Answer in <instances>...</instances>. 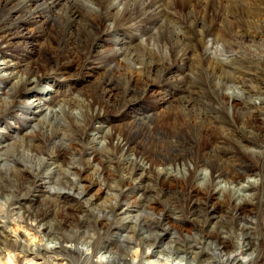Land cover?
<instances>
[{
	"label": "bare ground",
	"instance_id": "bare-ground-1",
	"mask_svg": "<svg viewBox=\"0 0 264 264\" xmlns=\"http://www.w3.org/2000/svg\"><path fill=\"white\" fill-rule=\"evenodd\" d=\"M92 1L97 5L95 21L87 19L83 7L75 0L56 16L51 10L60 5L61 0H0V94L7 89V98L0 104V116L11 115L12 118V122L0 125V150L3 151L0 168L9 159L12 161V167L4 175L0 173V197L5 193L3 198L9 216L16 215L27 231L39 237L32 245L25 234L16 236L7 230L10 218L0 215V262L4 259L8 263L7 255L18 251L22 254L21 259L16 258L18 264L33 260H43L42 264H231V261L252 264L264 254V249L258 247L259 242L246 254L250 248L241 242V235L236 237L235 231H228L219 236V227H210L209 220L215 218L214 211L220 205H229L226 214L241 221L237 226L239 231H244L250 240L252 235L257 241L263 237L259 233L264 228L254 221L256 226H246L243 219L251 211L264 214V81L254 90L245 89L247 84H243L245 78L249 81L257 76L254 62L249 66L241 59L235 64L231 58L235 54L228 55L221 49L225 40L217 38L218 30L214 27L224 26L226 20L222 17L214 27L195 19L189 35L172 23L166 24L170 15L178 11H186V20L190 21L189 7L186 8L182 0ZM193 1L198 6L206 4V0ZM136 10L153 16L151 23L134 29L139 16L133 13ZM42 18L47 29L52 27L61 32L54 51L31 59L14 53L15 46L31 44L28 40L34 28L29 30V27ZM98 23L108 24L107 32L114 34L112 36L120 35L122 27L134 31L141 47L138 49L130 42L118 40L111 57L139 66L138 71L144 74H156L161 84L167 76L177 72L170 61L176 56V43L186 40L206 43L205 71L212 79L237 75L236 82L241 84L245 98L241 99L240 93L234 92L225 93L226 98L220 100L219 88L207 81V77H191L192 83L182 88L187 96L184 108L196 109V114L186 115L184 127L177 126L173 119L172 123L167 122V133L160 137L155 130L158 116L147 114L137 120L138 126L153 132L150 144L154 145V150L160 147L158 152L141 149V141L136 137L104 131L102 125L108 119L104 110H99L93 102L85 104L68 96L46 98L48 94L44 96L36 91L42 82L49 80V71L62 74L61 61L69 55L65 38L67 33L71 35V28L80 27L75 38L78 43L70 52L73 57L81 52H92L101 38L100 32H96ZM238 39L256 42L258 38L247 34ZM151 41L158 47L169 45L170 51L158 52L157 61L147 60V55L157 53ZM115 73L124 79L118 68ZM233 78L231 80H235ZM67 79L63 77L62 84ZM130 82L119 84L110 79L102 86L101 93L108 100L117 97L112 102L116 101L124 117L145 95L142 91L133 96ZM171 84L174 83L171 81ZM31 92L33 97L27 100ZM234 100H240L249 110L245 118L236 116L232 106L227 108ZM45 109L48 111L44 116L34 119L35 113L41 115ZM75 109L82 110L80 118L70 116ZM62 113L67 119L61 118ZM33 121L36 128L29 130ZM16 124L29 131L25 130L20 136ZM210 128H219V135L206 136ZM34 129L41 131L40 137H34L35 143L33 139H25ZM202 135L208 138L205 142L201 141ZM59 141L67 146L55 148ZM226 147H231L241 161L244 157L259 160L263 168L258 170L237 160L239 164L225 170L224 161L231 153ZM11 153L20 159L10 156ZM96 159L108 165L107 173L101 165H91ZM201 168L207 169L206 178L200 177ZM249 176H257L258 182L241 186L240 193L218 185L220 182L238 185ZM94 186L97 189L91 193ZM185 202L189 216L183 210ZM186 224L192 235L182 229ZM233 236L237 241L233 242ZM219 240L233 244L236 253L244 248V254H219ZM3 252L7 254L2 257Z\"/></svg>",
	"mask_w": 264,
	"mask_h": 264
},
{
	"label": "rangeland",
	"instance_id": "rangeland-1",
	"mask_svg": "<svg viewBox=\"0 0 264 264\" xmlns=\"http://www.w3.org/2000/svg\"><path fill=\"white\" fill-rule=\"evenodd\" d=\"M71 1L73 0H61L60 5H58L54 10H51V14L56 16L57 13H60L61 11H63L65 5H67ZM75 1H77L80 4V6L83 7V13L84 15H87L88 18L86 16L85 17L87 19H90V21H95L96 19L95 16L97 15L95 10H97V5H95V3L92 0H75ZM219 1L220 2L216 3V1H213V0H209V1L206 0L204 1V3H206L205 5L202 4L201 6H198L197 2L193 0H182V3L186 4V8L189 7L188 12L190 13V16H191L189 19L190 21L186 20V17H185L186 11H182V12L178 11L176 14L170 15L169 20H167V22L169 21L170 23L166 22V24L172 23L175 26L179 27L180 30L181 29L182 31L184 30L186 35H189L191 34V29H192L191 23L194 22L195 19H198V20L200 19L202 20V22L214 27L215 23L219 22L220 17L224 18L226 21L223 22L222 24V26L224 25L223 27H219V26L214 27L216 28L215 30H218V32L216 33L217 38L218 39L220 38V40L222 41L225 40L223 42L225 44L223 45L222 43L223 46H221L222 48L221 47L220 48L224 49V53L227 52L228 55H231V54L236 55V56L234 55V57L232 55L231 57L232 61L235 64L239 63V60L241 61V59L244 60L243 62L248 64L249 66L250 64L254 62L253 64L254 68L255 67L257 68V70L255 71V74L257 76L254 77L255 78L254 80L248 81L247 78L243 80L245 81L243 82V84L244 85L247 84V87H245V89L254 90L256 89V87L260 86L261 83L264 81V0H219ZM142 11L143 10H139V11L136 10L135 12H133L134 14L139 15L135 25L133 26L134 29L144 28L142 26L148 23H151V19L153 20V16H151L149 13L146 14L145 16L141 14ZM43 20L44 19L42 18L39 20L37 24H33L32 26L29 27V30L34 28V31H32V35L28 40L29 42H31V44H29V46L27 45V47L25 45L15 46L14 53H17L18 55H22L23 58L27 57L28 59H31V58H35L36 55L37 56L40 54L44 55L47 53L51 54L54 51L56 44L60 41V38L62 37L61 32L59 31V29L55 30L54 28L50 26H49L50 28L47 29L48 26L45 25ZM125 20L129 21L128 19H125ZM109 29L110 28L108 24L98 23L96 32H100L99 34H101V38L97 40V44H96L97 46L96 45L94 46V49L92 50L91 53L81 52L79 54H75L73 57H70L71 50L73 49L74 45L78 43L75 38L79 34L78 31H80V27H78L77 25H74L71 28V35L70 33H67L66 38H65V41L67 42V47L65 50L68 51L69 55L64 57L61 61L62 65L60 67V70L62 71V74H60V72H57V71L55 72L49 71L51 72L49 73V77H48L49 80L42 82L41 87L37 88L36 91L37 90L41 91L44 96L45 94H48L46 98L53 96L56 99L61 96H68L69 99H78V100H81V102L85 104L93 102L95 105H97V107H99V110L101 109L104 110L105 118L108 119V122L105 125H102L104 131L109 130L113 132H118V133L125 135L127 138L128 136L129 138L136 137L139 142L141 141L139 147H141V149L147 148L148 150L149 149L154 150V145L150 144L152 142L150 135L151 134L153 135V132L152 131L148 132L147 130H145L143 126H138L137 120L140 117L147 115V114L158 116L159 119L156 122L157 124H156L155 130H156V133L160 137H163V135L167 133V130H168L167 122L172 123L173 119H176V124H178L177 126L184 127V121L186 120L185 119L186 115L193 117L196 114V109L195 110L192 109L188 111L187 109L185 110L184 108L186 106L187 96L183 94L182 88L187 84H191L192 78H197L201 76L204 78L207 77L208 78L207 81L211 82V84H214L219 88V91H220L219 99L220 100H223V98H226L224 96L225 93H228L230 95L234 92L240 93L238 96L241 97V99H244L246 96L245 94L241 93L242 91V87L240 86L241 84L240 83L238 84V82H236L237 79L235 78L237 77V75H233V76L228 75L229 77L224 76L222 77L223 79L221 77L217 79H212L210 75H208V73L205 71L206 65L203 59L205 48L207 46L206 43H199L198 41L193 42L192 40H186L180 43H176L175 44L177 48V51L175 53L176 56H173L174 58L173 57L170 58V61L173 65H175V70H177V72L171 74L170 76H167L164 82L161 84L157 80L158 77L156 76V74L154 73L144 74L140 72L141 70L138 71L137 67L139 66L131 65L129 63L127 64L123 62L120 58L111 57V54L116 49V44L118 40L121 41L122 43L130 42V44H132L135 48H138V49L141 46H140L139 40L135 39L134 37V33H135L134 31H131L130 29L128 30L126 27H122V29H120L121 32L119 31L120 35L112 36L114 34H110L107 32ZM247 34L252 35V36L256 35L258 39L256 40V42L242 41L241 39H238L240 35H247ZM151 42L153 46H156L157 43L155 41L154 42L151 41ZM122 45H127V44H122ZM217 45L219 49V42ZM159 47L156 46V51H157V53L155 52L156 55L152 53L151 56L145 55L146 56L145 58L149 61L151 60L157 61L159 59L157 57L162 51L164 50H166L167 52L170 51L169 45H166L164 47H161L160 45ZM212 50H213V47H211L210 51ZM24 51H28V52H24ZM140 54L141 53H139V55ZM140 56H144V55L141 54ZM242 65L245 66L243 63ZM117 68L119 69V72L124 75L123 80L121 79L122 77L118 78L117 73H115V70ZM61 75L64 78L65 77L68 78L67 80H65V83L63 84H62L63 77ZM177 75H179V77H177ZM232 78L235 80H231ZM110 79L113 82H117L119 84H123L124 81L128 82L129 80H131L130 84L134 91L132 92L133 96L135 95V93H138L136 95H139L142 91H145L146 96L144 95V97L139 100V102L135 105L134 108L130 110V113H128L126 117L122 116V114L120 113L119 107L116 105L117 104L116 101L115 103L112 102L116 100L117 97L114 99L112 98L108 100L104 96V94L101 93L102 86H104L103 82L104 81L106 82ZM171 81L172 83L177 85L178 88L174 87L173 86L174 84L172 85ZM179 86L181 87V89ZM0 89L2 88L0 87ZM3 92H4L3 94H0V104L5 101V98H7V93H6L7 89L4 88ZM32 97H33V92L28 94L27 100H30ZM226 106L228 109L232 106L233 113L236 116H239L241 118H245L249 111L244 104H241L240 100H234L232 101V103L230 102V104ZM47 111L48 110L45 109L41 113V115L35 113L33 115L34 119H40L42 116H44V114L47 113ZM71 111L72 112L69 113L71 117L80 118L82 115V110L75 109ZM0 117L2 118L0 125H5L4 123L12 122L10 120L12 119L11 115H4ZM61 118L64 120L67 119L64 113L61 114ZM35 123L36 121L31 122L32 125L30 124L29 130L36 128L34 127ZM16 126L18 127V130L20 129L19 130V132L21 133L20 136H22V134L28 130V129L27 130L21 129L20 124H16ZM94 126L98 127V124H94ZM32 133L33 134H31L30 136L28 137L26 136L27 138L25 139H27V141L33 139L32 142L35 143L37 140H35L34 137L35 136L40 137L41 131L39 132L37 129H34ZM207 135H219V128H210L206 136ZM206 136L202 135L201 141L205 142L208 139L206 138ZM200 144L202 145V142ZM65 145L67 146V143L63 141H59L58 143H56L55 148L61 149L63 147L62 149H64ZM212 145L213 144H210V147H212ZM225 149H227L228 153L231 152L230 157L226 159L227 161H224L226 162L224 163V166H223L225 170L230 169L232 165L234 166L235 164H239L241 162H243L244 165L250 166L252 168L254 167L258 170L263 168L259 160L257 161V160H252L248 157H244L245 159L241 161V158L235 155L231 147H226ZM156 150L154 151L158 152V150H160V147L159 148L157 147ZM156 152H154L155 155H156ZM0 154H3L2 150H0ZM9 155L14 157L17 160L20 159L15 154L11 153ZM237 160L239 161V163H237L238 162ZM65 161L67 162V159H65ZM95 164L101 165L104 172L107 173L108 165L101 164V162L98 161V159H96L94 163H91L92 166H94ZM11 167H12V161L11 159H9L8 163H4L3 165H1L0 173L4 175L5 172H7L8 169H10ZM203 169L204 168H201L202 171L201 170L199 171L200 177L206 178V175H208L207 174L208 171L207 169H204L203 171ZM87 178H90V177H87ZM258 179L259 178L257 176H249L246 181H241L239 182L238 185L227 184L225 182H220L218 185L220 188L229 187L231 189L232 188L237 189L238 193H240L241 186L242 187L246 186L248 183H256L258 182ZM96 189L97 188L94 186L91 189V193H94ZM227 194L231 196L230 193H227ZM3 195H1L0 197V213H1L0 215L8 219L10 218L9 223L7 224V227H8L7 230L10 232L12 231V233L15 234L16 236L25 234L27 236V239L32 242V245L36 244L39 240V237L37 236L35 237V234L32 231H27L26 227H24V225H21L18 222L20 220L17 218L16 215L9 216L10 214L7 212L8 208H7V204H5V201H4L5 198H3L4 197ZM186 203L187 202L183 203L184 205L183 210L185 209L186 210V211L184 210L185 214L189 216L188 211H187L188 207ZM224 205L225 204H223L222 206L220 205L219 208H217L214 211L215 218L213 220H209L210 222L209 226L211 227V226L216 225L217 227H219V236H222V235L224 236V234H228L230 231H235L236 234H234V236L237 235L236 237L241 235L240 238L243 239L241 242H244L245 245L248 246L246 248H250L246 251V254L252 252V250L256 248L255 245L258 242H259L258 247H260V249H264V238H263L264 229H261L259 233L261 237L263 236L262 237L263 239L261 238V240L257 241V238H255L252 235L250 237L251 238L250 240L249 238H247L244 231L241 232L238 230L239 227L237 226L241 225L239 224L241 221L237 220L236 218L232 219L230 215L226 214V212L228 211L227 209H229V205H227L228 207L227 206L225 207ZM249 213L245 214L247 217L243 216L244 217L243 219H246V226L254 227L259 224L261 228H264V222H263L264 214H262V212L261 214L257 213L256 211H251ZM231 219H232V222H231ZM253 221L256 225L253 223ZM182 229L185 231V233L186 232L187 234L189 233V235L193 234L188 224L183 225ZM234 236H233V240H234L233 242L237 241L236 240L237 238L236 237L234 238ZM240 250H241L240 253H236L233 250V244L231 245L229 242L227 243V241L225 240L223 241L219 240V254H225V255L230 254L232 256L233 255L234 256L243 255L245 252L244 248L242 249L240 248ZM255 250H256L255 252H257L258 249H255ZM209 253H212V252L209 251ZM6 254L7 252H3L2 257L5 256ZM7 256L9 257L8 259L9 264H18L16 262V258L18 259L22 258V254H20L18 251L14 253H10ZM42 262L43 260H37V261L33 260L32 262H28V263L26 261H22L21 263L22 264H42ZM232 262L233 261H231L230 263L234 264V262L233 263ZM0 263L8 264L5 262L4 259L1 260ZM236 264H240V263H236ZM252 264H264V254L263 256H260L258 259H256L255 262H253Z\"/></svg>",
	"mask_w": 264,
	"mask_h": 264
}]
</instances>
